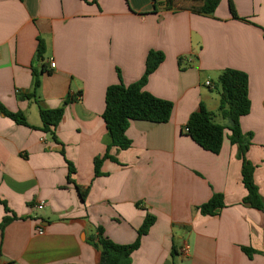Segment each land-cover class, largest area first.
Masks as SVG:
<instances>
[{
  "label": "crops",
  "instance_id": "1",
  "mask_svg": "<svg viewBox=\"0 0 264 264\" xmlns=\"http://www.w3.org/2000/svg\"><path fill=\"white\" fill-rule=\"evenodd\" d=\"M218 1L212 15H198L155 9L152 0H0V103L35 127L38 106L64 108L58 142L0 113V201L9 210L0 203V223L12 218L0 229V264H99L97 229L131 244L146 214L156 220L130 264H264V212L242 204L238 146L226 131L213 154L184 130L200 104L228 125L217 115V78L224 69L244 72L250 111L239 126L251 137L246 159L264 201V0ZM38 38L55 68L40 75L35 101L20 97L32 90ZM149 51L164 59L144 90L173 104L170 120L131 121V146L112 148L116 162L105 160L94 177L109 141L105 91L137 82ZM75 186L89 187L84 200ZM213 194L224 207L201 215ZM242 247L256 253L249 258Z\"/></svg>",
  "mask_w": 264,
  "mask_h": 264
},
{
  "label": "trees",
  "instance_id": "2",
  "mask_svg": "<svg viewBox=\"0 0 264 264\" xmlns=\"http://www.w3.org/2000/svg\"><path fill=\"white\" fill-rule=\"evenodd\" d=\"M153 7L163 6L167 10H187L198 15H212L219 5L218 0H152ZM229 10L234 19H239L232 3H229ZM45 44L38 38L35 62L37 67H31L32 90L20 98L37 100V90L40 87V75L50 74L51 70L44 63ZM164 56L158 51H149L145 61V70L142 77L135 83L125 86L122 83L111 85L105 91V109L102 119L108 135L106 151L102 156L94 159V177L101 176L100 168L105 160L116 162L110 155L112 148L126 150L131 146V140L126 136V130L131 121H145L155 124L167 123L173 110V104L169 101L158 99L144 90V86L150 74H152ZM219 90V106L217 115L227 120L228 125L218 124L214 121V114L207 111L203 104L199 105L197 111L193 112L185 126V134L200 148L205 151L217 154L220 152L226 131L229 132L228 139L231 144L238 146V157L241 160V181L246 190V195L242 199V204L250 208L264 212V201L259 195L258 188L254 183V166L246 159V152L250 146V135L243 134L240 130L239 119L247 115L250 111V100L248 97V77L244 72L224 69L217 78ZM0 113L8 117L16 124L39 130L57 141L56 127L62 120L64 108L45 109L38 106V114L41 126L35 127L27 123L25 116L20 112H10L0 103ZM63 154V152H61ZM68 183L73 182L71 176L75 170L69 161ZM82 200L85 199L89 187L82 188L75 186ZM5 211L9 212L5 202L0 201ZM224 207L223 197L220 194H213L211 198L198 207V211L203 216H214ZM12 218L4 217L0 223L3 229ZM156 218L151 214H146L141 226L137 230V238L131 244L119 245L113 243L104 236L102 228L97 229V238L94 246L100 251L99 264H130L131 254L140 246L141 237L146 235L154 224ZM242 252L252 257L256 253L249 247H242ZM176 254L172 249V255Z\"/></svg>",
  "mask_w": 264,
  "mask_h": 264
},
{
  "label": "built area",
  "instance_id": "3",
  "mask_svg": "<svg viewBox=\"0 0 264 264\" xmlns=\"http://www.w3.org/2000/svg\"><path fill=\"white\" fill-rule=\"evenodd\" d=\"M49 68H50V69H54V68H55V64H54L53 61H50V62H49ZM207 85H208V83H207ZM184 130L186 131V129H184ZM44 206H45V202H44V201H39V202L34 206V208H35L36 210H42V209L44 208ZM36 231H37V233H38L39 235H42L43 232H44V230H43L42 227H38V228L36 229ZM3 264H5V263H3Z\"/></svg>",
  "mask_w": 264,
  "mask_h": 264
}]
</instances>
